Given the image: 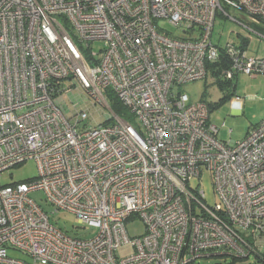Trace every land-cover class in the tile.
Returning a JSON list of instances; mask_svg holds the SVG:
<instances>
[{"label":"built area","instance_id":"2783aa9c","mask_svg":"<svg viewBox=\"0 0 264 264\" xmlns=\"http://www.w3.org/2000/svg\"><path fill=\"white\" fill-rule=\"evenodd\" d=\"M225 1L251 22L222 0H0V264H189L211 250L251 253L264 236V120L239 141H221L210 105L181 91L216 62L224 80L264 75V56L248 45L213 41L219 15L242 37L264 40V0ZM70 81L111 121L85 124L89 110L66 98ZM107 88L138 127L110 109ZM27 160L37 177L2 182ZM205 170L214 206L191 185ZM37 190L96 235L54 225L31 197ZM134 218L146 232L131 238Z\"/></svg>","mask_w":264,"mask_h":264},{"label":"rangeland","instance_id":"374dc122","mask_svg":"<svg viewBox=\"0 0 264 264\" xmlns=\"http://www.w3.org/2000/svg\"><path fill=\"white\" fill-rule=\"evenodd\" d=\"M222 6L233 18L248 21L243 12L228 6L225 0H222ZM160 24L171 31L170 33L176 32L179 35H183L174 25L166 21H160ZM236 32H242L241 26L237 22L228 17L217 16L213 30V41L216 44L224 47L226 42H230V40L235 41ZM252 36L249 50L253 54L264 56V41H257L256 35L253 34ZM103 45L104 42L94 43V50L99 51ZM257 76L254 78L239 73L233 78L232 84L227 82L224 88L219 86L214 81V78L207 76L204 79L183 84L181 91L188 93L192 101H206L208 103L207 105H210L211 108H213L212 106L215 103H218V106L211 109L209 116L210 122L219 127L217 137L225 142L230 140L236 141L244 138L250 127L258 125L264 120V75L259 74ZM69 85L72 86L73 90L66 97L67 100L70 99L74 103L79 104V109L86 108L90 112V117L85 124L91 126L106 123L109 120L111 121L112 112L107 107H102L97 103L95 104V101L91 97H88L89 95L79 86L78 82L70 81ZM228 92H234V94L221 103L220 101ZM234 108L237 109V112H234ZM133 124L138 127L136 121ZM38 172V164L33 160H27L25 163L5 171L2 176V182L7 184L27 181L37 177L39 175ZM211 177V173L205 170L202 176L193 178L191 185L194 188L200 186L205 192V203L214 206L216 201H219V197L215 193V190H213V179ZM44 196L45 193L41 190L34 191L31 194V197L49 214L50 220L54 225L73 236L93 237L96 235L97 228L81 223L78 217L72 212L66 210L54 211ZM145 229V223L140 218H134L126 223V230L131 238L145 234ZM258 245L259 249L264 248V237L258 240ZM129 249L128 246L121 247L119 255L125 257L129 253ZM9 254L18 259L29 260L27 255L18 251L9 250ZM228 261L229 258L226 259V257L217 256L200 258L194 264H228ZM251 262L252 264H263L257 262L254 255L245 261V263Z\"/></svg>","mask_w":264,"mask_h":264},{"label":"trees","instance_id":"16d2710c","mask_svg":"<svg viewBox=\"0 0 264 264\" xmlns=\"http://www.w3.org/2000/svg\"><path fill=\"white\" fill-rule=\"evenodd\" d=\"M220 65V62L218 64V62L214 63L211 65V76L212 78H214V81L221 86L222 88H224V85L228 82L229 84H232L233 78L232 79H227L224 80L223 78H220V71L222 68H217V66ZM227 84V85H229ZM228 90H232V89H228ZM107 92V94H106ZM105 96L107 98V101L110 105V109H112L117 115L125 118L126 120L131 121L132 123H134L133 117H131V115L128 112V109L125 108L126 106L123 104V102L118 98V96H116L115 92L113 90H111L110 88H107L104 90ZM234 94V92H228V94H225L224 98L220 101L221 103L224 102L226 99H229V97ZM219 102V103H220ZM218 103H215L212 107L214 108L215 106H218ZM210 106V111L211 109ZM249 131V130H248ZM264 237V236H262ZM252 245L254 243H251ZM251 253L249 255H240V254H236L230 251H214L211 250L209 252H207L202 258H210V257H217V256H223L229 258L228 264H252L251 263H245V261H247L250 256L254 255L257 259V262H261L264 264V248L263 249H259V245H258V241L256 243V245L254 244L253 248H251ZM197 261V260H196ZM196 261L191 262L189 264H194Z\"/></svg>","mask_w":264,"mask_h":264},{"label":"crops","instance_id":"0c3cea01","mask_svg":"<svg viewBox=\"0 0 264 264\" xmlns=\"http://www.w3.org/2000/svg\"><path fill=\"white\" fill-rule=\"evenodd\" d=\"M248 21L249 22H251L249 19H248ZM258 28L257 29H259L262 33H264V26H257ZM242 33V32H241ZM251 39L252 38H244V37H242V36H240V37H235V41L234 42H239V43H241V44H243L244 46H247L248 45V47H250V41H251ZM258 39V38H257ZM258 41V40H257ZM262 41H264V40H262ZM262 41H260V42H262ZM251 52V51H250ZM252 53V52H251ZM238 75V74H237ZM256 77H258V76H256ZM255 76H254V78H256ZM234 110V112H237V109L236 108H234L233 109ZM232 141H235V140H230V141H228V142H232ZM236 141H238V140H236Z\"/></svg>","mask_w":264,"mask_h":264},{"label":"bare ground","instance_id":"6f19581e","mask_svg":"<svg viewBox=\"0 0 264 264\" xmlns=\"http://www.w3.org/2000/svg\"><path fill=\"white\" fill-rule=\"evenodd\" d=\"M240 36H241V35H240L239 33L236 32V37H240ZM239 140H240V139H239ZM239 140H238V141H239Z\"/></svg>","mask_w":264,"mask_h":264}]
</instances>
